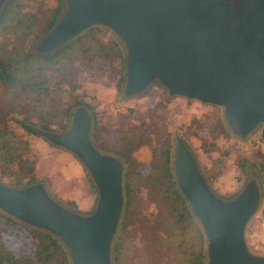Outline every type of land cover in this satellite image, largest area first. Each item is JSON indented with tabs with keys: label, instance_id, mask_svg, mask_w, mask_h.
Returning a JSON list of instances; mask_svg holds the SVG:
<instances>
[{
	"label": "water",
	"instance_id": "1",
	"mask_svg": "<svg viewBox=\"0 0 264 264\" xmlns=\"http://www.w3.org/2000/svg\"><path fill=\"white\" fill-rule=\"evenodd\" d=\"M6 1L0 0V11ZM63 2L58 21L36 42V53L51 54L94 26L107 27L125 47V97L139 95L157 80L171 96L221 107L236 137L260 128L264 139V0ZM21 124L77 157L96 188V201L91 212L81 213L57 202L42 182H0V210L60 239L70 264H113L125 197L123 160L95 146L92 115L84 105L74 108L63 131ZM172 165L204 233L205 264H264V255L251 252L245 240L260 203L257 178L250 177L233 197H219L178 135Z\"/></svg>",
	"mask_w": 264,
	"mask_h": 264
},
{
	"label": "trees",
	"instance_id": "2",
	"mask_svg": "<svg viewBox=\"0 0 264 264\" xmlns=\"http://www.w3.org/2000/svg\"><path fill=\"white\" fill-rule=\"evenodd\" d=\"M63 7L61 0H54L53 4H46L45 0H7L0 11V31L7 40L0 44V88L10 93L6 102H0V171H20L14 177L12 173H4L13 179L12 186L36 181L35 160H27L18 152L22 145L28 152V139L7 124L12 114L21 111L16 97L24 99L28 93L45 92L50 80L45 75L47 68L59 66L61 59L82 40L91 41L90 48L103 68H124L125 65L120 44L115 40L103 43L98 33L100 28L96 26L51 54L36 53V42L58 21ZM11 36L16 44L8 48ZM54 84L61 86V81L55 79ZM27 118L17 121L49 129L43 122ZM19 124L26 132L37 134ZM104 129L107 136L102 140L94 134L97 147L114 153L125 163V201L112 244V263L205 264L204 233L175 179L171 132L162 128L146 131L122 126ZM143 146H150L147 161L136 156ZM6 150L11 153L7 154ZM239 168L243 172L246 169L244 160L239 161ZM261 189L264 194V180ZM0 264H70V258L57 237L0 210Z\"/></svg>",
	"mask_w": 264,
	"mask_h": 264
},
{
	"label": "rangeland",
	"instance_id": "3",
	"mask_svg": "<svg viewBox=\"0 0 264 264\" xmlns=\"http://www.w3.org/2000/svg\"><path fill=\"white\" fill-rule=\"evenodd\" d=\"M45 3L53 4L54 0H45ZM96 27L100 28L98 33L103 43L117 41L125 56V47L113 32L104 26ZM5 40L0 31V44ZM13 41L16 40L11 36L8 48L16 44ZM90 45L89 40L77 42L68 56L61 59L59 66L47 68L45 75L50 80L45 92H31L24 99L22 96L15 99L21 111L12 114L7 124L19 136L28 139V152L24 145L18 148V152L21 151L27 160H35V182H42L52 198L76 212H91L94 207L97 191L84 165L61 146L50 144L39 134L26 132L20 127V120L17 121L24 116L28 120L43 122L49 127L47 130L58 132L70 126L76 104L84 105L92 115L91 139L96 147L94 134L102 140L107 136L104 128L110 130L122 126L146 131L162 128L171 132L172 150L175 136L182 138L194 153L207 183L219 197L231 198L250 177L257 178L260 203L246 225L245 240L251 252L264 255L254 252L251 246L264 233V194L261 189L264 141L260 138V128L244 139L236 137L226 124L221 107L180 95L171 96L157 80L139 95L125 97L122 93L125 65L124 68H103ZM55 79L61 81V86L54 84ZM8 95V90L1 87L0 102H6ZM6 153L11 151L6 150ZM150 154V146H143L136 152L142 161H147ZM240 160L246 163L244 172L239 168ZM18 172L0 171V182L12 186L13 179L4 173H12L14 177Z\"/></svg>",
	"mask_w": 264,
	"mask_h": 264
},
{
	"label": "built area",
	"instance_id": "4",
	"mask_svg": "<svg viewBox=\"0 0 264 264\" xmlns=\"http://www.w3.org/2000/svg\"><path fill=\"white\" fill-rule=\"evenodd\" d=\"M252 250L254 252L264 253V233L259 237V239L251 244Z\"/></svg>",
	"mask_w": 264,
	"mask_h": 264
}]
</instances>
